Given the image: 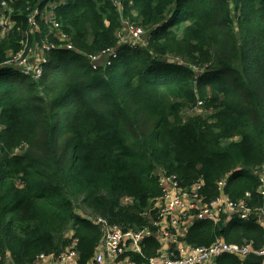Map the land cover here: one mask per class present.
Masks as SVG:
<instances>
[{"label":"trees","instance_id":"trees-1","mask_svg":"<svg viewBox=\"0 0 264 264\" xmlns=\"http://www.w3.org/2000/svg\"><path fill=\"white\" fill-rule=\"evenodd\" d=\"M36 2L13 1L16 25L0 38V264H37L73 243L78 264H89L103 237L95 217L153 229L160 168L184 189L202 178L209 200L230 173V199L250 193L251 205L264 207L255 172L264 166V0H65L54 12L59 29L37 17L41 31L32 33ZM133 11L131 24L147 32L136 48L118 38L120 18ZM52 26L76 50L50 52L39 80L7 64L28 40L37 50L54 43ZM111 48L118 61L94 70L88 56ZM166 91L174 110L159 94ZM217 239L260 250L264 228L254 217L197 221L181 238L193 247ZM161 246L147 237L142 254L124 256L145 263Z\"/></svg>","mask_w":264,"mask_h":264},{"label":"built area","instance_id":"built-area-1","mask_svg":"<svg viewBox=\"0 0 264 264\" xmlns=\"http://www.w3.org/2000/svg\"><path fill=\"white\" fill-rule=\"evenodd\" d=\"M16 0H0V28L3 30L2 38L5 33L11 31L15 21L12 19L13 7L11 4ZM37 1V0H36ZM48 0H39V5ZM115 5H120L115 2ZM40 7L30 13L28 22L30 25L36 24V18L40 13ZM42 16V14H40ZM52 24L59 28V23L55 22L54 16H51ZM126 31L136 40L144 42L146 30L133 24L126 26ZM125 33V32H124ZM125 36V35H124ZM68 37V36H67ZM123 35L119 33V41ZM143 40V41H142ZM124 44V43H123ZM126 44V43H125ZM51 46L50 52L57 49L55 43H47ZM135 46V44H129ZM68 49H74L72 44L65 46ZM25 50L18 53V61L23 57ZM16 56V57H17ZM118 58L116 49H108L96 55H89V62L94 70H98L101 65L110 67ZM14 61L10 60L9 62ZM7 62V64H9ZM43 62L34 69L28 64L19 67L24 74L31 75L35 79H40L43 75ZM23 64V63H22ZM38 75V76H36ZM259 180L257 188L258 194L264 199V166L255 171ZM231 174L220 180L218 185L219 195L209 200L204 191L205 183L203 179L197 180L190 188H181L177 176H168L165 173L160 175L163 195L154 202V208L157 211L158 218L153 223L154 228H146L141 231L124 229L119 225H111L107 220L95 217L94 221L100 225L103 230V237L91 264H220L219 259L223 256H236L245 260L250 255L262 257L264 264V246L260 250L254 249L253 242L243 245L228 244L222 239H217L210 246L193 247L182 241L190 226L197 221H211L215 224L223 222L225 224L234 220L250 221L252 217L264 228V207L254 208L251 205V194L246 193L245 197L233 201L225 192L227 180ZM93 219V218H92ZM180 230H183L181 232ZM147 237H155L161 241V249L157 255L148 259L145 263H136L130 257L124 256L128 252L142 254V242ZM1 259V257H0ZM51 260L55 264H78L79 256L75 248V243L68 247L60 256L39 255L38 262ZM8 264H13L10 258H7Z\"/></svg>","mask_w":264,"mask_h":264},{"label":"rangeland","instance_id":"rangeland-1","mask_svg":"<svg viewBox=\"0 0 264 264\" xmlns=\"http://www.w3.org/2000/svg\"><path fill=\"white\" fill-rule=\"evenodd\" d=\"M113 2L117 1L119 2V0H112ZM60 2L62 3H65V0H49L48 2H46V6H45V10L43 11L42 13V10L40 9V13L39 14H42L41 16V21H43L45 24L47 25H51V16H52V9L57 5L59 4ZM39 6V0H37L36 2V5H35V9ZM123 14V13H121ZM136 15V12L133 11L132 14H129L128 15V18H120V30L118 33H121L123 35V37L121 38V44L123 43H126V44H135V48L136 47H139L140 46V43L141 41L140 40H136L134 39L127 31H126V26L131 24V20H130V17H133ZM172 14L168 16V18H171ZM133 22V21H132ZM34 29H32V33L34 32H40L41 31V26L36 23L34 26ZM56 28V27H55ZM53 26H52V29L50 31V34H51L54 38L56 36L55 39H53L55 45L58 47V48H62V47H65V46H68L70 43V40L69 38L66 36L65 33H63L62 30H58V31H55V29ZM59 29V28H57ZM154 29V28H153ZM152 30V28L150 29ZM55 32L57 34H55ZM125 32V33H124ZM125 35V36H124ZM29 38H32V36H30ZM49 40H44L42 42V46H41V49L40 50H37V49H34L32 48V46H30L29 44V40H28V44H25L24 46V56L21 57L18 61H15V59L19 58V56H10L11 60L14 59V61H11L9 62V64H13L17 67H21V66H25V65H32L34 69H36L39 64L43 63V62H49L50 59L52 58V55L50 54V49H51V46L50 45H47V43L51 44L52 41H49ZM51 42V43H50ZM141 45H144V42L141 44ZM9 59V60H10ZM23 63V64H22ZM193 70L197 73H199L201 71V68H198V67H194ZM38 76V75H36ZM42 77V76H41ZM162 100H163V103H165L168 108L174 110V105L177 103L176 99H175V96L169 92V91H166V92H161L159 93ZM151 110V111H149ZM200 110H197V111H191V113L195 114V113H198ZM153 112L154 110L152 108H148L147 109V115L144 116L145 118V122L147 123V121H149V119H151L153 117ZM201 112V111H200ZM190 112H188L189 114ZM214 112L211 111V112H208V113H204L202 116H205V115H211L213 114ZM184 114H186V111L181 112V115L183 116ZM139 117V115L137 116ZM173 118H171V121L173 122ZM163 173V169L160 168V170L158 169L156 174L157 176L159 174H162ZM181 232H183V230H180Z\"/></svg>","mask_w":264,"mask_h":264},{"label":"clouds","instance_id":"clouds-1","mask_svg":"<svg viewBox=\"0 0 264 264\" xmlns=\"http://www.w3.org/2000/svg\"><path fill=\"white\" fill-rule=\"evenodd\" d=\"M49 1V0H48ZM61 4H64V3H62V2H60L59 4H57L51 11H52V16H54V12H55V10L58 8V6H60ZM41 6H42V8H41ZM45 6H46V2H44V3H42L41 5H39V7H40V9L42 10V13H43V11L45 10L44 8H45ZM35 8V7H34ZM34 8L32 9V11L34 10ZM37 17H40V19H41V15L40 14H38V16ZM54 19H55V17H54ZM36 20H37V18H36ZM120 42V41H119ZM73 46V45H72ZM126 46H131V45H126ZM74 47V46H73ZM132 47H134V46H132ZM62 48H65V47H62ZM65 49H67V50H76L75 48L74 49H68V48H65ZM118 53V58H117V61H118V59L120 58V55H119V51L117 52ZM11 66H13L14 68H16V69H20L19 67H17V66H15V65H13V64H11ZM21 70V69H20ZM21 73H23V71L21 70ZM31 77H33V76H31ZM34 78V77H33ZM35 79V78H34ZM35 80H39V79H35ZM161 174H159L158 176H160ZM37 263H38V261H37Z\"/></svg>","mask_w":264,"mask_h":264},{"label":"crops","instance_id":"crops-1","mask_svg":"<svg viewBox=\"0 0 264 264\" xmlns=\"http://www.w3.org/2000/svg\"><path fill=\"white\" fill-rule=\"evenodd\" d=\"M37 264H55L54 262H52L51 260H46V261H43V262H38ZM91 264V263H89Z\"/></svg>","mask_w":264,"mask_h":264}]
</instances>
